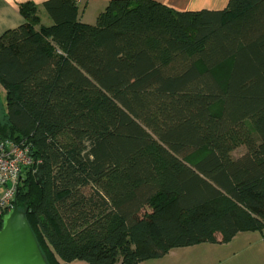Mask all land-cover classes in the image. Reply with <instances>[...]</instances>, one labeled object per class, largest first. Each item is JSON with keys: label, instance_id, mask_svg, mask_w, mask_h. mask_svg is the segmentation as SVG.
I'll return each instance as SVG.
<instances>
[{"label": "trees", "instance_id": "16d2710c", "mask_svg": "<svg viewBox=\"0 0 264 264\" xmlns=\"http://www.w3.org/2000/svg\"><path fill=\"white\" fill-rule=\"evenodd\" d=\"M41 6L50 25L26 2L0 37V136L33 159L15 200L47 264H139L262 231L264 0H111L93 24L76 0Z\"/></svg>", "mask_w": 264, "mask_h": 264}, {"label": "crops", "instance_id": "0c3cea01", "mask_svg": "<svg viewBox=\"0 0 264 264\" xmlns=\"http://www.w3.org/2000/svg\"><path fill=\"white\" fill-rule=\"evenodd\" d=\"M44 1L46 0H0V37L5 32L18 27L24 22L19 12V5L22 3L30 2L37 5L41 24L45 25L43 20L49 21V17L41 6ZM110 1L111 0H76L79 21L87 24L95 23L98 14L103 11ZM155 1L165 4L176 11L199 9L218 10L224 8L228 3V0ZM0 103L2 105L1 101ZM243 151L244 149L240 147L235 149L232 155L238 157ZM217 239V244H222L224 247L227 246V248H230V251H226L223 257L218 260V264H264V229L262 231L239 232L225 243L219 242V234L217 235ZM77 261L78 260L72 261L71 263Z\"/></svg>", "mask_w": 264, "mask_h": 264}, {"label": "water", "instance_id": "95a60500", "mask_svg": "<svg viewBox=\"0 0 264 264\" xmlns=\"http://www.w3.org/2000/svg\"><path fill=\"white\" fill-rule=\"evenodd\" d=\"M0 141L7 143L1 136ZM34 177L37 183L42 182V165L34 171ZM0 264H47L25 212L18 208L16 200L2 218Z\"/></svg>", "mask_w": 264, "mask_h": 264}, {"label": "built area", "instance_id": "2783aa9c", "mask_svg": "<svg viewBox=\"0 0 264 264\" xmlns=\"http://www.w3.org/2000/svg\"><path fill=\"white\" fill-rule=\"evenodd\" d=\"M32 164L33 159L29 154L28 147L21 145L6 147L0 141V223L3 215L14 205L21 170Z\"/></svg>", "mask_w": 264, "mask_h": 264}, {"label": "rangeland", "instance_id": "374dc122", "mask_svg": "<svg viewBox=\"0 0 264 264\" xmlns=\"http://www.w3.org/2000/svg\"><path fill=\"white\" fill-rule=\"evenodd\" d=\"M43 22L45 25L51 24L50 19L49 21L43 20ZM4 93V89L0 87V101L3 107H5ZM226 251H230V248L224 247L222 244L203 242L172 248L159 258L144 260L139 264H218V260L223 257ZM78 261L67 264H88L85 261Z\"/></svg>", "mask_w": 264, "mask_h": 264}]
</instances>
